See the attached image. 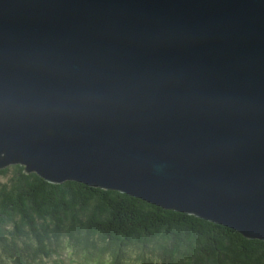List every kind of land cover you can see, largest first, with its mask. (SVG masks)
Listing matches in <instances>:
<instances>
[{
  "label": "water",
  "instance_id": "95a60500",
  "mask_svg": "<svg viewBox=\"0 0 264 264\" xmlns=\"http://www.w3.org/2000/svg\"><path fill=\"white\" fill-rule=\"evenodd\" d=\"M264 240V0H0V168Z\"/></svg>",
  "mask_w": 264,
  "mask_h": 264
},
{
  "label": "trees",
  "instance_id": "16d2710c",
  "mask_svg": "<svg viewBox=\"0 0 264 264\" xmlns=\"http://www.w3.org/2000/svg\"><path fill=\"white\" fill-rule=\"evenodd\" d=\"M0 175V264H264V240L221 224L19 164Z\"/></svg>",
  "mask_w": 264,
  "mask_h": 264
},
{
  "label": "rangeland",
  "instance_id": "374dc122",
  "mask_svg": "<svg viewBox=\"0 0 264 264\" xmlns=\"http://www.w3.org/2000/svg\"><path fill=\"white\" fill-rule=\"evenodd\" d=\"M3 179H4V177L0 175V181L3 180ZM31 263H32V262H31ZM28 264H29V263H28Z\"/></svg>",
  "mask_w": 264,
  "mask_h": 264
}]
</instances>
